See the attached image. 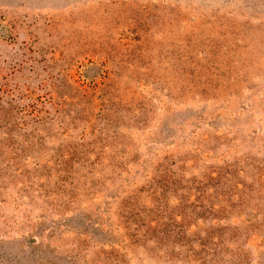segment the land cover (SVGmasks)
I'll list each match as a JSON object with an SVG mask.
<instances>
[{"label": "rangeland", "instance_id": "rangeland-1", "mask_svg": "<svg viewBox=\"0 0 264 264\" xmlns=\"http://www.w3.org/2000/svg\"><path fill=\"white\" fill-rule=\"evenodd\" d=\"M0 264H264V0H0Z\"/></svg>", "mask_w": 264, "mask_h": 264}]
</instances>
